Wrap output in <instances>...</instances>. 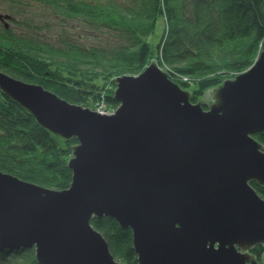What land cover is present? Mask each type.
Wrapping results in <instances>:
<instances>
[{
    "label": "water",
    "instance_id": "obj_1",
    "mask_svg": "<svg viewBox=\"0 0 264 264\" xmlns=\"http://www.w3.org/2000/svg\"><path fill=\"white\" fill-rule=\"evenodd\" d=\"M0 90L62 139L76 137L72 183L56 190L0 170V249L40 264H123L93 217L133 232L139 264H264V51L192 102L153 61L116 78L112 114L0 70Z\"/></svg>",
    "mask_w": 264,
    "mask_h": 264
},
{
    "label": "trees",
    "instance_id": "obj_2",
    "mask_svg": "<svg viewBox=\"0 0 264 264\" xmlns=\"http://www.w3.org/2000/svg\"><path fill=\"white\" fill-rule=\"evenodd\" d=\"M5 1L35 5L53 19L0 22V70L92 109L104 104L116 110V78L139 75L153 61L208 109L213 100L206 93L248 70L264 51V0ZM71 22L78 32L67 31ZM55 23L61 29L52 34ZM160 25L154 44L150 37ZM253 136L264 148V133ZM77 143L40 126L0 90L1 171L47 188H69L68 163ZM251 185L264 198V186ZM91 224L117 261L139 264L130 228L108 216L93 217ZM251 252L261 261L264 245ZM0 264L40 263L34 247H20L0 249Z\"/></svg>",
    "mask_w": 264,
    "mask_h": 264
},
{
    "label": "rangeland",
    "instance_id": "obj_3",
    "mask_svg": "<svg viewBox=\"0 0 264 264\" xmlns=\"http://www.w3.org/2000/svg\"><path fill=\"white\" fill-rule=\"evenodd\" d=\"M34 13L36 15H34ZM45 14H47V12L44 9L42 8L40 9V7L38 8L35 5L26 8V7L17 6V4H15L14 2L0 0V22L8 21L12 23L16 18L22 20L25 18H34L35 20H39V21H43L45 19H53L52 15L47 14L46 16H44ZM58 20L59 19H55L54 21H58ZM66 28L67 31H69V33L71 34L78 32V29H80L76 24H73L72 22ZM60 29L61 26L59 25V23H55V25H53V29L51 33L56 34L57 32L60 31ZM161 32H162V25H160L159 29L157 30V34L150 37V40L153 41L154 44L158 41V39H160ZM96 108L97 106H95L93 110H96ZM103 114H112V113H103Z\"/></svg>",
    "mask_w": 264,
    "mask_h": 264
},
{
    "label": "built area",
    "instance_id": "obj_4",
    "mask_svg": "<svg viewBox=\"0 0 264 264\" xmlns=\"http://www.w3.org/2000/svg\"><path fill=\"white\" fill-rule=\"evenodd\" d=\"M96 110H98L101 113H113V112H115V109H113V110L112 109H109L104 104L97 105Z\"/></svg>",
    "mask_w": 264,
    "mask_h": 264
},
{
    "label": "bare ground",
    "instance_id": "obj_5",
    "mask_svg": "<svg viewBox=\"0 0 264 264\" xmlns=\"http://www.w3.org/2000/svg\"><path fill=\"white\" fill-rule=\"evenodd\" d=\"M20 247H23V248H29V247H24V246H19V247H11V248H20ZM7 249V248H5ZM1 250H4V249H1Z\"/></svg>",
    "mask_w": 264,
    "mask_h": 264
}]
</instances>
